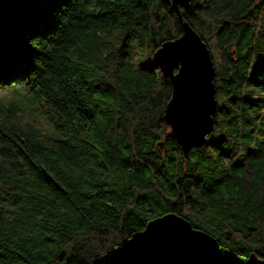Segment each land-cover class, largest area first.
Here are the masks:
<instances>
[{
  "label": "trees",
  "instance_id": "trees-1",
  "mask_svg": "<svg viewBox=\"0 0 264 264\" xmlns=\"http://www.w3.org/2000/svg\"><path fill=\"white\" fill-rule=\"evenodd\" d=\"M179 14L210 50L216 99L187 154L154 62L182 34L171 0H0V264H111L168 212L229 258H264V0Z\"/></svg>",
  "mask_w": 264,
  "mask_h": 264
},
{
  "label": "water",
  "instance_id": "water-1",
  "mask_svg": "<svg viewBox=\"0 0 264 264\" xmlns=\"http://www.w3.org/2000/svg\"><path fill=\"white\" fill-rule=\"evenodd\" d=\"M189 2L171 0L180 18L179 7L188 9ZM181 25L179 37L155 50L154 62L172 86L163 119L187 154L191 147L201 146L211 131L216 99L210 50L188 21L181 18ZM111 264H264V258L254 252L245 261L229 258L213 235L168 212L150 219L125 240Z\"/></svg>",
  "mask_w": 264,
  "mask_h": 264
},
{
  "label": "rangeland",
  "instance_id": "rangeland-1",
  "mask_svg": "<svg viewBox=\"0 0 264 264\" xmlns=\"http://www.w3.org/2000/svg\"><path fill=\"white\" fill-rule=\"evenodd\" d=\"M29 111H31L32 113H35V114H36L37 109H36V108H34V109H29ZM29 111L27 110L26 113H25V115H27V116L30 117V118L35 117V115H34V114H33V115L30 114ZM37 115H38V116H37L36 118H38V119H37L38 122H40V120H43L42 117H41V116H42L41 114L38 113ZM32 120H33V119H30V121H32Z\"/></svg>",
  "mask_w": 264,
  "mask_h": 264
}]
</instances>
